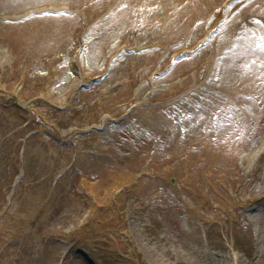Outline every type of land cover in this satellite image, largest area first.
Segmentation results:
<instances>
[{"label":"rangeland","instance_id":"374dc122","mask_svg":"<svg viewBox=\"0 0 264 264\" xmlns=\"http://www.w3.org/2000/svg\"><path fill=\"white\" fill-rule=\"evenodd\" d=\"M227 1L0 0V91L20 97L0 92V264H59L63 255L62 264H129L127 248L133 264H264V0L229 8L200 53L151 81L170 61L166 47L181 38L170 50L196 46L220 14L213 6ZM63 4L72 13L8 22ZM153 43L156 50L123 57L75 101L119 50ZM139 81V99L157 91L126 121L87 137L71 131L100 114L117 118ZM29 103L37 116L27 114ZM38 117L66 142L51 144L50 130L48 145L39 134L28 141L26 175L5 208L20 174L17 153L24 134L40 130ZM150 158L149 177L114 196ZM86 198L105 208L81 232Z\"/></svg>","mask_w":264,"mask_h":264},{"label":"trees","instance_id":"16d2710c","mask_svg":"<svg viewBox=\"0 0 264 264\" xmlns=\"http://www.w3.org/2000/svg\"><path fill=\"white\" fill-rule=\"evenodd\" d=\"M121 196V193H119V197ZM101 211H102V208H98L97 210H96V212H95V215H100V213H101ZM92 219H94V217H92ZM98 219V218H97ZM85 225H83L82 227H81V232L85 229ZM119 255V254H118Z\"/></svg>","mask_w":264,"mask_h":264}]
</instances>
